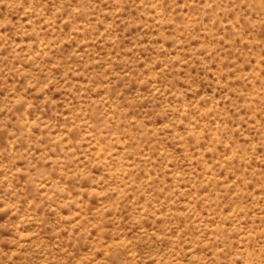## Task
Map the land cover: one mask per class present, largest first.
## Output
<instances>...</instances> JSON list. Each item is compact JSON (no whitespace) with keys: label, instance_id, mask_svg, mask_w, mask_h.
<instances>
[{"label":"rangeland","instance_id":"rangeland-1","mask_svg":"<svg viewBox=\"0 0 264 264\" xmlns=\"http://www.w3.org/2000/svg\"><path fill=\"white\" fill-rule=\"evenodd\" d=\"M0 264H264V0H0Z\"/></svg>","mask_w":264,"mask_h":264}]
</instances>
